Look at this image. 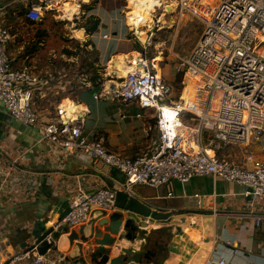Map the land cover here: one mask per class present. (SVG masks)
<instances>
[{"label": "built area", "instance_id": "built-area-1", "mask_svg": "<svg viewBox=\"0 0 264 264\" xmlns=\"http://www.w3.org/2000/svg\"><path fill=\"white\" fill-rule=\"evenodd\" d=\"M171 1L172 12L164 9L157 18L161 25L158 32L169 26L166 18H172L175 13L178 26L188 16L204 25L191 52L177 56L173 67L176 74H182L183 89L193 88L194 98L175 99L174 87L156 72L155 60L150 61L145 56L132 72L119 79L115 91L105 88L94 94L95 100L104 96L156 111L158 140L153 143L152 152L136 158L109 150L100 138L84 135L86 112L79 110L74 101L72 106L59 104L52 117L40 114L35 107V95L48 80L28 63L20 68L13 66L7 46L14 35L12 29L3 24L0 9V102L6 112L42 133L49 146L48 157L77 152L94 159L95 166L123 176L122 183L103 186L92 193L78 188L77 194L72 195L70 212L53 225L55 232L70 234L82 226H90L92 220L103 213L110 216L119 212L118 191L129 193L135 186L166 187L168 196L173 197L175 183L185 184L198 176L245 188L246 208L255 212L256 226L261 225L264 214V56L260 50L264 48V0ZM19 3L26 11L25 19L33 24L42 23L51 12L67 17L66 3L75 8L73 17L83 14L82 2L72 4L71 0H19ZM132 33L140 39L136 31ZM150 33L152 39L155 33ZM233 146L240 148V155H220ZM18 154L12 152L7 156L0 150V197L14 203L35 199L40 186L38 177L45 175L25 168L21 163L22 154ZM58 183L57 178L49 176L53 188L60 187ZM73 192L71 189L70 193ZM198 197L196 194L195 198ZM46 240L49 249L45 255H40L35 246L10 255L6 263L1 264H73L57 252L52 234Z\"/></svg>", "mask_w": 264, "mask_h": 264}, {"label": "crops", "instance_id": "crops-1", "mask_svg": "<svg viewBox=\"0 0 264 264\" xmlns=\"http://www.w3.org/2000/svg\"><path fill=\"white\" fill-rule=\"evenodd\" d=\"M18 1L0 0L3 24L13 20L15 16H23L21 18L25 24L39 25L40 23L31 25V22L25 19V10H21L19 15L14 13L12 6ZM71 1L72 4L82 2L84 6L91 4L92 0ZM152 10L153 17L155 12ZM82 12V18L94 16L100 20V25L93 35H88L85 28L80 27L76 33L81 32L84 35L82 39H77L82 40V43H89L87 48L95 49L100 63L105 67L107 77L126 75L135 69L137 62L144 56L148 59L147 46L137 45L135 39L141 42L142 40L132 37L133 28L130 30L132 25L129 19L128 23L125 21L119 9L109 11L98 3L92 6V9H84ZM143 25L141 30L145 32L143 28L147 25L145 23ZM13 35L12 42L7 46V53L13 66L20 68L26 63L30 64L28 60L32 56L35 57V54L31 56L27 48L25 53L24 44L17 40V33ZM105 35H108L107 39L104 38ZM193 47L189 49L192 50ZM36 49L38 48L33 50ZM180 51L186 52L183 48ZM160 58H156L155 62ZM122 62L129 68L126 73L116 66ZM155 69L158 74L159 69L168 84L176 86L178 74L173 68L170 72L159 67ZM37 71L42 74L41 71ZM90 84L85 86L77 100H73L79 106V110L86 112L84 135L102 139L106 148L128 158H136L152 152L153 143L158 140L156 111L144 110L137 103H123L104 96L95 100L96 89ZM88 91L92 92L93 96H88ZM64 105L72 106V101L67 99ZM40 114L45 116L44 113L40 112ZM139 115L141 117H138ZM0 122V150L7 156L12 152L14 155L19 152L18 155L22 154L21 163L25 168L45 174L38 177L40 186L35 199L14 203L7 197H0L1 264L6 263L10 255L31 247L33 243L27 239L34 222L46 216L55 217L59 202L77 194L78 188H83L86 193H92L100 187L121 183L122 176L115 171H107L95 166L94 159L77 152L66 153L57 158L48 157L49 146L43 140L42 133L39 130H28L29 128L23 126V123L13 119L1 102ZM36 132L37 135L34 136L33 133ZM228 149L220 154L225 157L237 155L230 154ZM49 176L58 179L61 190L60 187L53 188L49 184ZM71 189L74 190L72 194ZM244 192L245 188L235 183L198 176L185 184L175 183L173 197L168 196L166 187L135 186L129 193L154 210L167 209L176 214L165 222L141 218L142 223H139L140 228L148 226V230L167 229L160 233L145 234V236L153 235V246L159 241L167 245L164 264H220L222 260H225L226 264H264V214L261 225L256 226L255 212L251 213L246 208L248 199L244 197ZM196 194L199 195L198 198H195ZM125 219H128L127 214ZM188 228H193L194 234H189ZM79 229L75 231L78 232ZM101 230L104 233V230ZM90 232L91 226L88 225L86 235L89 236ZM70 234L61 233L60 237L55 239L57 252L73 264H92L85 252L88 248L95 247L94 241L82 244L81 251L76 245L77 242L73 246L70 245L68 240ZM227 241L232 244L228 245ZM118 246L130 248L132 245L127 240H123ZM116 256L118 253L111 258ZM144 264L148 263L145 261Z\"/></svg>", "mask_w": 264, "mask_h": 264}, {"label": "rangeland", "instance_id": "rangeland-1", "mask_svg": "<svg viewBox=\"0 0 264 264\" xmlns=\"http://www.w3.org/2000/svg\"><path fill=\"white\" fill-rule=\"evenodd\" d=\"M163 2L161 8L153 9L155 12L153 14V22L143 28L147 33L146 42L142 41V43L136 39L135 42L137 45L145 44L147 46L146 56L148 60L153 61L161 57L158 62L154 63H158L160 69H166L167 72H170L177 62L176 57L178 55L186 56L191 50L189 48L195 46L204 30V25L199 20L188 16L178 26V14L175 13L172 18H166L167 25L169 26L158 32L157 28L161 25L157 23V18L161 17L165 7L172 3L171 0H165ZM84 3L86 2L84 1ZM91 3H96V5L101 3L109 11L119 9L125 21L128 23L127 13L131 11L129 0H92ZM20 5L18 1V3L12 6L14 13L18 14L21 12L22 7ZM84 9L82 3V11ZM21 17L23 16H15L13 20L6 21L5 25L11 27L13 34L17 33V40H20L22 45L24 44L25 53L27 48L28 51L30 50L31 56L35 54V57H30L28 61L30 65L36 66L37 70L41 71L43 79L48 80V84L42 86L35 95V107L38 111L44 113L45 116H51L55 111L54 109L67 99L71 101L77 100L79 94L85 89V86L91 83L90 80L93 73L90 65L92 64L100 68L99 74L101 80L99 81L101 82V86L96 91L105 89V84L108 80L116 81L117 83L120 82L118 78L106 76L105 67L102 66L100 61L94 63L98 56L95 49L83 46L85 43H82L83 41L76 37L77 29L84 26L88 17L85 19L82 16H72L68 19L69 17H65V14L51 12L37 26L25 24ZM172 25L173 27L171 28ZM148 30L155 33L152 39L151 33ZM132 37L134 38L133 34ZM35 48L38 49L35 51L33 50ZM181 48L185 49L186 52L181 53ZM33 58H35L34 61H32ZM85 65L87 67L83 69ZM176 81L174 98L179 99L180 96H183L185 100L193 99V88L188 86L185 90L183 89L182 74H178ZM90 86L93 88L92 83ZM87 94L88 96H93L92 92L88 91ZM23 126L29 128L28 130L32 129L25 124ZM33 135L36 136L37 132L33 133ZM239 149L233 146L228 151L232 155H236L237 153L240 155L241 151Z\"/></svg>", "mask_w": 264, "mask_h": 264}, {"label": "water", "instance_id": "water-1", "mask_svg": "<svg viewBox=\"0 0 264 264\" xmlns=\"http://www.w3.org/2000/svg\"><path fill=\"white\" fill-rule=\"evenodd\" d=\"M72 200L73 197L59 202V208L55 210L56 220L52 216H46L34 222L27 239L33 244L28 249L38 246L37 251L40 255L47 253L49 244L46 239L51 234L54 239L60 237L61 233L55 232L53 225L70 212V201ZM116 207L119 212L110 216L103 213L92 220L89 236L86 235V226H82L78 232H71L68 236L70 245L73 246L77 242L76 245L82 251V244L94 241L95 247H90L85 252L92 264H144L145 261L148 264H164L163 258L167 253V245L163 241H159L153 246L151 236H145V234L160 233L167 229H143L139 227V223H142L141 218L165 222L176 214L167 209L154 210L150 205L124 191L117 192ZM125 214L128 219H125ZM101 229L104 230V233ZM123 240H127L132 246L130 248L118 246V243ZM137 245L140 246L136 247ZM26 247H28V243H26ZM116 253L118 256L111 258Z\"/></svg>", "mask_w": 264, "mask_h": 264}, {"label": "bare ground", "instance_id": "bare-ground-1", "mask_svg": "<svg viewBox=\"0 0 264 264\" xmlns=\"http://www.w3.org/2000/svg\"><path fill=\"white\" fill-rule=\"evenodd\" d=\"M163 1H165V0H129V6H130L131 11L127 14L128 19L132 25L133 30L136 31L137 35L144 42L147 39V34L145 32H142L141 28L144 26L143 25L144 23H145V25H148V24H151L153 22L151 10L153 8H156L159 6H163V3H164ZM172 7L173 6L170 5V6L165 7V9L169 12H172V10H173ZM64 10H65L66 16L71 17L73 15V12L75 11V8L73 6H71V4H67L64 7ZM76 35L78 38H81V37L83 38L84 34L81 32H77ZM260 53L264 56V48H262L260 50ZM116 66L119 70L124 71L125 73L129 69V68H127V64H125L124 62H122L121 64H117ZM155 67L158 69L157 64H155ZM132 71L133 70H131L130 72H132ZM130 72H128V73H130ZM158 72L160 74L159 69H158ZM126 75H123V76L115 75L113 77L118 78V79H123L126 77ZM105 85H106L105 88L109 91H115L118 87V83L116 81H111V80H108ZM56 217L57 216L54 217L55 220H56ZM187 232L189 234H194L195 230L193 228H190V229L188 228Z\"/></svg>", "mask_w": 264, "mask_h": 264}, {"label": "trees", "instance_id": "trees-1", "mask_svg": "<svg viewBox=\"0 0 264 264\" xmlns=\"http://www.w3.org/2000/svg\"><path fill=\"white\" fill-rule=\"evenodd\" d=\"M96 5V3H91L89 5H84V8L86 10H90L92 9V6ZM22 10L24 11L25 9L22 8ZM33 23H31L32 25ZM100 25V20L94 16H90L86 19V23L84 24V26H82V28H85L86 33L88 35H93L95 32L98 31ZM8 27V26H7ZM90 44H84L83 46L88 47ZM99 62V57L97 56V59L94 61L95 62ZM85 67H87V65L83 66V69H85ZM90 68L92 69V78L90 80V82L93 84V88L97 89L101 86V82L99 80H101L100 74H99V67L95 66V64L90 65Z\"/></svg>", "mask_w": 264, "mask_h": 264}, {"label": "flooded vegetation", "instance_id": "flooded-vegetation-1", "mask_svg": "<svg viewBox=\"0 0 264 264\" xmlns=\"http://www.w3.org/2000/svg\"><path fill=\"white\" fill-rule=\"evenodd\" d=\"M153 237V235H151V238ZM152 240H153V238H152Z\"/></svg>", "mask_w": 264, "mask_h": 264}]
</instances>
